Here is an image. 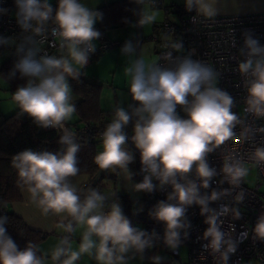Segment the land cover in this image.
Returning <instances> with one entry per match:
<instances>
[{
	"label": "clouds",
	"instance_id": "obj_1",
	"mask_svg": "<svg viewBox=\"0 0 264 264\" xmlns=\"http://www.w3.org/2000/svg\"><path fill=\"white\" fill-rule=\"evenodd\" d=\"M215 3L216 0H185V8L199 16L213 18L217 15ZM15 4L17 24L23 30L32 29L42 35L46 22L54 19L53 34L60 38V47L67 50V56L43 55L37 59L38 49L30 48L24 52L20 47L17 51L24 54L8 73L9 79L15 78L17 73L26 79V83L12 94L21 114H27L38 127L61 130L63 135L58 143L66 146L63 152L25 149L15 154L12 165L18 171L20 182L28 186L31 199L44 214H67L77 224L86 226L78 250H72L65 237L52 252L51 259L56 264H75L81 255L88 254L94 256L97 264H127L126 254L130 250L143 253L152 246L146 233L131 225L119 203H113L106 213L100 211L104 207L103 195L91 190L81 200L77 189L69 182V178L79 172L77 153L80 145L65 123L76 111L75 104L70 102L68 78L78 79L80 73L74 65L86 67L89 54L95 51L92 42L99 39L101 33L94 25L101 14L90 10L80 0H58L55 10L48 0L43 3L41 0H15ZM155 20V12H143L138 23L148 25ZM7 42L0 38V43ZM171 47L180 50L182 45L172 43ZM244 47L248 50L247 58L239 63L238 70L249 77L245 80V112L264 118V46L246 35ZM134 51L132 42H125L122 52L131 54ZM166 58L171 59L172 54L166 53ZM126 74L130 77L128 91L136 106L131 111L124 107L115 110L114 118L102 133L103 151L96 154L94 163L102 170H123L130 180L129 164L135 157L126 145L131 140L139 152L141 170L146 173L142 182L134 185L135 190L151 193L155 188L153 178L159 180L161 186L170 184L172 187L167 201L158 202L150 215L166 225V243L175 248L179 237L177 230L185 227L182 221L187 206L197 204L204 214L209 211V201L227 194L226 189L222 192L214 190L210 196L200 194V187L208 188L216 175L206 157L226 141L234 139L235 129L242 121L233 111L234 98L215 86L217 73L214 69L190 56L177 58L174 68H162L139 58L126 68ZM177 106L187 118L178 115ZM133 117L136 119L129 137L124 129ZM249 131L245 129L242 135L247 137ZM250 158L257 163L264 162V146L255 147ZM193 169L199 185L186 179ZM223 172L230 184L238 185L248 174V168L242 161L226 162ZM173 200L176 202H168ZM236 215L238 217L239 213ZM7 219V216H0V264H45V258L35 244L28 242L20 249L7 234ZM206 222L209 227L204 235L211 237L210 246L219 251L225 241L217 224V215H209ZM73 230V224L69 222L65 231ZM255 231L264 240V216L259 218ZM227 243V252L223 253L225 261L228 252L235 251V245ZM155 259L159 261L160 257Z\"/></svg>",
	"mask_w": 264,
	"mask_h": 264
},
{
	"label": "built area",
	"instance_id": "obj_2",
	"mask_svg": "<svg viewBox=\"0 0 264 264\" xmlns=\"http://www.w3.org/2000/svg\"><path fill=\"white\" fill-rule=\"evenodd\" d=\"M135 1L139 9L142 0ZM9 2V0H0V38L15 41L17 49L20 47L38 49L36 53L38 59L43 55L52 56L66 51L60 47V38L53 34L55 23L45 24L42 35H37L32 29L23 30L17 24L14 14L7 11ZM146 2L153 8L162 7L165 12V19L160 29L150 36L151 40L156 43L157 60L155 64L162 68H174L177 58L190 56L193 60L211 66L217 73L215 86L228 92L234 98L233 111L238 114L242 123L237 125L234 139L226 141L206 157L210 167L215 169L216 175L210 181L208 188L200 187V194L210 196L214 190L222 192L225 189L228 190L227 194L221 195L216 201H209V211L204 214L201 212V206L197 204L187 206L182 221L185 227L177 230L179 237L175 248L166 243V225L150 215L158 202L167 201L168 195L172 192L170 184L161 186L159 180L153 178L154 190L151 193L144 192V209L138 212L123 211V213L128 215L132 221L136 219L144 221L143 231L150 239L151 245L165 248L174 259H181V247L188 248L187 264H248L252 260L264 264V240L260 239L255 231L259 218L264 216V162L257 163L250 158L255 147L264 146V131H259L264 128V118H257L245 112L247 107L245 80L249 77H245L238 70L239 63L247 58L248 50L244 47L246 35H251L259 41L260 45L264 46V12L205 18L195 12L182 15L178 14L174 8L165 9L164 0H146ZM175 13L179 15V22L170 19V16ZM35 27L36 24L33 23V28ZM95 29L98 30L96 27ZM100 33L99 39L92 42L95 45V51L89 54L88 63L112 50L122 52L127 42L108 39L105 30ZM172 43H181V49H173ZM5 46L6 43H0V51ZM169 52L172 54L171 59L166 58V53ZM177 113L181 118H187V114L180 106H177ZM129 124L124 131L131 137ZM107 125L97 131L101 140L98 152L103 151L102 133ZM245 129H250L247 137L242 135ZM47 130L61 131L53 128H47ZM128 143L133 147L142 182L146 173L141 170L139 152L131 140ZM236 161H242L243 166L248 170L256 169V182L253 186L247 184L246 176L241 178L238 185L228 182L223 166L226 162L235 163ZM97 168V174L89 177L88 181L80 187L78 195L83 200L91 190H96L105 197L103 208L110 211L111 205L116 203V196L113 192L106 193L102 186L110 169L102 170L98 166ZM186 179L200 184L194 169ZM179 182L184 183L185 180ZM168 202L175 203L176 201ZM224 208H227V211H224ZM214 214L217 215V224L224 233L225 242L222 243L219 251L213 250L210 246L211 237L206 238L204 235L209 227L206 222L207 217ZM72 222L75 221L72 220ZM227 242L235 245V251L228 252V259L225 261L223 253L227 252Z\"/></svg>",
	"mask_w": 264,
	"mask_h": 264
},
{
	"label": "trees",
	"instance_id": "obj_3",
	"mask_svg": "<svg viewBox=\"0 0 264 264\" xmlns=\"http://www.w3.org/2000/svg\"><path fill=\"white\" fill-rule=\"evenodd\" d=\"M8 12L16 17L17 7L15 0H9ZM81 1V0H80ZM43 3V0H41ZM51 4L53 10L57 7L58 0H53ZM163 9L162 7H159ZM165 9H176L178 14H183V10L174 6ZM103 16L102 22L107 28L126 27L135 15L134 0H120L109 7L101 8ZM54 15V12H53ZM35 24V22H33ZM54 19H50L46 24H54ZM99 30L100 26H96ZM28 49L24 48V52ZM18 52L17 48L11 56L1 64L0 74L9 83L11 91L14 92L18 86L26 83V79L20 78L19 73L13 79L8 78V73L13 68L14 63L24 54ZM64 53V52H63ZM62 53L54 54L57 58ZM38 59V58H37ZM74 92L81 96V101L76 103V112L79 116L74 129L75 142L80 145L77 153L79 172L76 176L87 175L93 177L97 174L98 168L94 163V157L99 151L100 138L99 128L110 122L107 120L109 112L104 111L101 106L102 84L91 82L86 78L72 82ZM134 124V119L129 124V129ZM131 130V129H130ZM63 132L57 130H47L38 127L27 114H21L20 109L6 117H0V216H7V234L15 241L20 249L27 246L28 242L35 244L40 251V245L46 236L37 230L30 228L27 223L17 214L8 210V205L22 200V191L28 188L20 182L18 171L12 165L15 154L31 149L33 151L63 152L66 146L59 144V137ZM74 176V177H76ZM74 177L69 178V182ZM116 203L123 207V203L128 201L126 197L116 196ZM123 209V208H122ZM123 211H129L128 209ZM44 257V256H43ZM166 258H164L165 264Z\"/></svg>",
	"mask_w": 264,
	"mask_h": 264
},
{
	"label": "crops",
	"instance_id": "obj_4",
	"mask_svg": "<svg viewBox=\"0 0 264 264\" xmlns=\"http://www.w3.org/2000/svg\"><path fill=\"white\" fill-rule=\"evenodd\" d=\"M118 1L120 0H81L80 2L87 6L90 10L101 14V18L97 19L94 27L100 26V32L105 30V34L110 40L131 41L135 51L130 55H125L119 50H112L98 57L93 62L88 63L86 67L74 65V67H76L79 71L80 76L78 79H72L71 77L68 78L71 88L70 102L73 104L80 102L81 96L74 92L72 82L78 81L82 78H86L87 80H89L88 78H92L97 80L95 82L100 83V68L102 69L104 67V65H99L101 62L107 61L105 63L106 65L107 63L109 65V63L114 62V59L115 61H117V59H120L121 61V58H144L146 63H149L151 58H155L156 43L151 40L150 36L152 33L157 32L160 29V26L165 19L164 10L160 8H153L146 2V0H142V4L138 9V4L134 0L135 15L132 17L128 26L114 28L102 27L104 26L102 19L105 15L102 13L101 8L109 7ZM164 6H174L179 9L181 8L184 11L183 14H191L195 12H188L186 10L185 0H164ZM215 7L217 8L216 16L259 13L264 12V0H216ZM143 12H155L156 20L148 25H140L138 21ZM173 15L175 16L177 14H172L170 16L171 20H173ZM111 30L115 32H111ZM14 50L15 41L8 40L6 46L0 51V63L2 64L4 61H6ZM61 56H67V50L62 53ZM116 63L118 64L119 62L117 61ZM117 66L119 67L120 65ZM2 77L3 76L0 74V79H2ZM4 81L7 85L9 84L6 80ZM11 108H15V105L11 106L8 104V106L6 105L2 109L0 106V117L11 115L12 111L10 110H13ZM78 120L79 116L75 111L71 119L65 122L66 127H68L71 131V129H74ZM88 179L89 176L80 175L74 177L71 180L70 183L77 189V194L80 187L85 184ZM7 208L9 211L20 216L30 228L42 232L46 236V239L40 245V251L45 259H51L52 252L60 244L61 239L65 238V226L71 222L72 218L67 216V214H54L52 212L44 214L40 207L31 199L28 188L22 191V200L20 202L12 203L8 205Z\"/></svg>",
	"mask_w": 264,
	"mask_h": 264
},
{
	"label": "rangeland",
	"instance_id": "obj_5",
	"mask_svg": "<svg viewBox=\"0 0 264 264\" xmlns=\"http://www.w3.org/2000/svg\"><path fill=\"white\" fill-rule=\"evenodd\" d=\"M48 3H53V0H48ZM173 21L179 22V15H173ZM111 32H115L111 30ZM154 42V41H153ZM7 55V53H6ZM102 59V58H100ZM99 59V60H100ZM117 59V58H116ZM138 58H121L117 59L119 62L118 64L115 61L113 63H106L107 61L101 62L99 65H104V67L100 68V83L95 82L97 80L88 78L89 81L102 84L101 87V106L104 111L109 112V115L107 116V120L109 122L112 121L114 118L115 110L119 107H124L125 109L131 111L132 108L136 106L135 102L132 100L131 95L128 91L130 86V77L126 74V68L131 66V64ZM157 60V55L155 53V58H151L149 63H155ZM120 65L119 67L117 65ZM5 79L2 77L0 79V106L1 109L4 106H8V104L15 105V108H11L13 110L11 113L17 112L19 110V107L15 104V102L12 100V94L10 85L6 84ZM6 87V88H5ZM7 89V90H6ZM132 106L131 108L129 106ZM9 111V112H10ZM14 111V112H13ZM8 113V112H6ZM5 113V114H6ZM135 122V117H133ZM132 127L130 128V134L132 135ZM126 147L129 151H131L135 157V154L132 150V145L127 143ZM129 170L132 173L131 179H128L127 173L123 170L117 169L116 171L109 170L107 174V178L102 184L104 187V191L106 193L113 192L115 196L120 197H126L128 201H125L123 203V209L138 212L142 211L144 209V195L145 193L142 191H136L134 188V185L141 182L139 173H138V166L136 164V160L129 164ZM256 175L257 171L256 169L248 170V174L246 175L247 184L249 186H253L256 182ZM100 211L108 212L104 208ZM128 211V212H129ZM125 215V214H124ZM131 222V225L134 228H137L139 230H144L145 224L142 220H134L132 221L131 218L128 215H125ZM72 222V219H71ZM73 224V231L67 232L66 236L68 238V241L72 247V250H78L79 245L81 243L82 236L84 232L86 231L85 225H79L76 222H72ZM95 239V237H93ZM169 256H172L165 248L163 247H155L151 246L149 248H146L143 253H138L134 249L130 250L126 254L127 264H164V258H168ZM180 256L181 259L177 260L174 259V264H187L188 263V248L181 247L180 249ZM155 257H160L159 261H156ZM45 264H56L52 259H45ZM75 264H97V261L94 259V256H90L88 254L81 255L80 259L75 262ZM248 264H261L260 262L256 260L250 261Z\"/></svg>",
	"mask_w": 264,
	"mask_h": 264
},
{
	"label": "flooded vegetation",
	"instance_id": "obj_6",
	"mask_svg": "<svg viewBox=\"0 0 264 264\" xmlns=\"http://www.w3.org/2000/svg\"><path fill=\"white\" fill-rule=\"evenodd\" d=\"M171 262V264H174V260H172V258L170 256H168V258H166L165 263H169Z\"/></svg>",
	"mask_w": 264,
	"mask_h": 264
},
{
	"label": "water",
	"instance_id": "obj_7",
	"mask_svg": "<svg viewBox=\"0 0 264 264\" xmlns=\"http://www.w3.org/2000/svg\"><path fill=\"white\" fill-rule=\"evenodd\" d=\"M165 264H171V262H169V263H165Z\"/></svg>",
	"mask_w": 264,
	"mask_h": 264
}]
</instances>
